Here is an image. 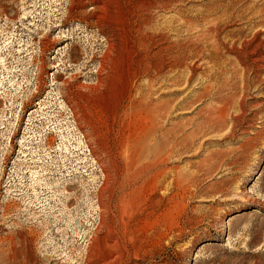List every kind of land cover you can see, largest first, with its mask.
Segmentation results:
<instances>
[{"label":"rangeland","instance_id":"rangeland-1","mask_svg":"<svg viewBox=\"0 0 264 264\" xmlns=\"http://www.w3.org/2000/svg\"><path fill=\"white\" fill-rule=\"evenodd\" d=\"M0 264H264V0H0Z\"/></svg>","mask_w":264,"mask_h":264},{"label":"bare ground","instance_id":"bare-ground-1","mask_svg":"<svg viewBox=\"0 0 264 264\" xmlns=\"http://www.w3.org/2000/svg\"><path fill=\"white\" fill-rule=\"evenodd\" d=\"M219 23H217V24H215V25H212V26H210L209 28H208V32H209V34L211 35V38L213 39L212 40V42L214 43H210V41H209V45H211V46H213L214 48H215V50L217 51V49H219V51H220V47L219 46H221V47H224V48H227L228 50L229 49H233L234 47H236V45H235V43H232V46L231 45H229L228 44V42L226 43V41L225 40H223V39H220L218 36H217V33H219ZM221 31V30H220ZM220 36V35H219ZM252 37H254L255 39H256V37H258V33L256 34H254V36H252ZM246 40H244V42H245ZM246 43V42H245ZM216 44H219V45H216ZM181 45H183V44H181ZM180 45V47H179V50H181L180 52H182V51H184L183 50V48L184 47H182ZM187 45V44H186ZM257 46V45H256ZM172 50V49H171ZM193 50V49H192ZM241 50V49H240ZM175 51V50H174ZM179 52V51H178ZM202 52V51H201ZM210 53H208L207 55L205 54V57H210V56H212L213 54H212V52L211 51H209ZM177 53V52H176ZM202 57V56H201ZM203 57H204V55H203ZM180 60H182L181 59V55H176V59H175V62L178 64L179 62H180ZM170 61V60H169ZM171 62V61H170ZM172 62H173V60H172ZM129 66V65H128ZM128 69L126 70V73H125V75H126V77L127 76H129L131 73H135L137 70H135V69H133V68H131V67H127ZM138 68V67H137ZM198 67H197V65L194 63V64H192L190 67H189V69H190V75L185 79L186 81H188V83H190L191 82V80L195 77V75L193 74L194 73V71L197 69ZM134 70L133 72H132V70ZM137 72H139V71H137ZM138 73H135L134 75L136 76ZM140 74V73H139ZM138 74V75H139ZM132 75V74H131ZM132 79V78H131ZM129 82V81H128ZM134 84V83H133ZM130 85H131V82H130ZM132 88V87H131ZM205 88H207V87H205ZM205 88H204V90H205ZM130 90V92H131V89H129ZM207 90H208V88H207ZM206 90V91H207ZM207 92H209L210 93V91L208 90ZM206 92V93H207ZM205 93V94H206ZM199 94V93H198ZM211 94V93H210ZM200 98H202V96L203 95H201V94H199L198 95ZM131 106V105H130ZM211 111V110H210ZM214 112H215V110H214ZM218 112H221V110H217V113ZM216 113V114H217ZM223 114V112H221L220 113V115H222ZM213 115V114H212ZM211 115V117H213L214 118V116H212ZM218 115V114H217ZM217 115H215L216 117H217ZM213 118H211V120L213 119ZM237 117H233V119H236ZM207 119H208V121H207ZM207 119H206V121L207 122H209V118L207 117ZM135 120V119H134ZM218 120H220V118L218 119ZM205 121V120H204ZM214 122V121H213ZM149 125V124H148ZM143 128V127H142ZM138 132H140V131H138ZM142 133H138L137 134V136L138 135H141ZM165 161V160H164ZM163 161V163H155V164H153V165H141L140 167H139V169L136 171V172H138V173H136L135 175H133V174H131L130 176H129V178H128V181H127V183H129L128 184V186H133V185H135V183H138L137 181H138V179H140V178H142V176L144 175V176H147V175H151V176H153V177H155L156 179L159 177H165L166 176V169H165V167H164V164H165V162ZM134 164V163H133ZM144 176H143V179H144ZM119 178V177H118ZM146 178V177H145ZM153 180V179H152ZM159 180V179H158ZM160 180H161V178H160ZM144 182V181H143ZM114 184H112V186H113ZM127 186V187H128ZM130 188V187H129ZM134 192V191H133ZM112 193V192H111ZM104 195V194H103ZM111 196L112 195H114L113 193L112 194H110ZM103 201V200H102ZM105 201H107V200H105ZM112 201H113V199H112ZM102 206H105V203H104V201H103V203H102ZM110 206H111V203H110ZM108 208H110V207H108ZM102 220H103V218H102ZM105 220V219H104ZM106 222V221H105ZM104 224V223H103ZM116 227V226H115ZM111 228L113 229L114 227L113 226H111ZM110 227H109V229H111ZM109 237V239H110V241H114V239H115V237L112 235V234H110V236H108Z\"/></svg>","mask_w":264,"mask_h":264}]
</instances>
